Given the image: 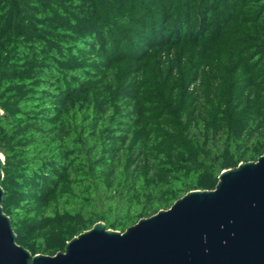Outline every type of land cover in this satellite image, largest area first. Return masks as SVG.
<instances>
[{
	"label": "trees",
	"instance_id": "trees-1",
	"mask_svg": "<svg viewBox=\"0 0 264 264\" xmlns=\"http://www.w3.org/2000/svg\"><path fill=\"white\" fill-rule=\"evenodd\" d=\"M3 212L54 256L264 155V0H0Z\"/></svg>",
	"mask_w": 264,
	"mask_h": 264
},
{
	"label": "water",
	"instance_id": "water-1",
	"mask_svg": "<svg viewBox=\"0 0 264 264\" xmlns=\"http://www.w3.org/2000/svg\"><path fill=\"white\" fill-rule=\"evenodd\" d=\"M3 165L0 154V183ZM3 197L0 185V264H264V155L223 171L214 190L190 191L123 233L98 222L54 256L17 244Z\"/></svg>",
	"mask_w": 264,
	"mask_h": 264
}]
</instances>
